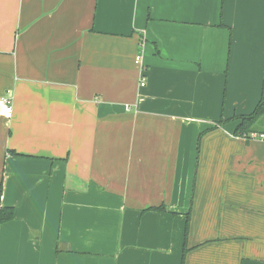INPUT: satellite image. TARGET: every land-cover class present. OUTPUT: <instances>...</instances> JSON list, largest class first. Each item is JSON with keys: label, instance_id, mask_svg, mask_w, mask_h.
Listing matches in <instances>:
<instances>
[{"label": "crops", "instance_id": "crops-1", "mask_svg": "<svg viewBox=\"0 0 264 264\" xmlns=\"http://www.w3.org/2000/svg\"><path fill=\"white\" fill-rule=\"evenodd\" d=\"M263 96L264 0H0V264H264Z\"/></svg>", "mask_w": 264, "mask_h": 264}, {"label": "trees", "instance_id": "trees-1", "mask_svg": "<svg viewBox=\"0 0 264 264\" xmlns=\"http://www.w3.org/2000/svg\"><path fill=\"white\" fill-rule=\"evenodd\" d=\"M238 119L241 122L239 123V125L235 130V134L237 136L248 138L253 133L263 132L262 124L264 122V96L261 98L260 102L258 103L255 110L251 114L241 116ZM219 124H223V122H220ZM1 189H0V196H1ZM153 209L165 210L164 207L152 208L149 210H153ZM14 219H15V209L13 207L0 206V225L9 223ZM189 219L190 216H188V221H187L186 237L189 230ZM185 251H187V245Z\"/></svg>", "mask_w": 264, "mask_h": 264}, {"label": "built area", "instance_id": "built-area-1", "mask_svg": "<svg viewBox=\"0 0 264 264\" xmlns=\"http://www.w3.org/2000/svg\"><path fill=\"white\" fill-rule=\"evenodd\" d=\"M137 60L140 61V58L138 57ZM145 85H146L145 79H144V77H142L141 78V86L144 87ZM12 114H13V107H12L11 100H9L7 98H1L0 99V115L4 119L9 120V119H11ZM260 137L264 138L263 135H261Z\"/></svg>", "mask_w": 264, "mask_h": 264}]
</instances>
